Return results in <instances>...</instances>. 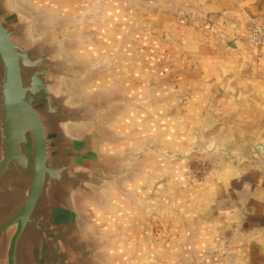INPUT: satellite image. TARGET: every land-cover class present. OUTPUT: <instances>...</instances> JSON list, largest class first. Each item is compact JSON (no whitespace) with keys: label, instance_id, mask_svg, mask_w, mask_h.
Returning <instances> with one entry per match:
<instances>
[{"label":"crops","instance_id":"0c3cea01","mask_svg":"<svg viewBox=\"0 0 264 264\" xmlns=\"http://www.w3.org/2000/svg\"><path fill=\"white\" fill-rule=\"evenodd\" d=\"M34 1L54 17L89 16L83 43L91 44L99 59L108 61V75L132 77L130 83L145 81V87H138H144L150 98L167 85L169 96L161 101L127 108L121 126L130 134L139 133L142 139L162 138L166 131L172 139L181 124L200 125L203 119L197 112L190 120L179 117L176 110L181 103L177 95L190 98L202 88L206 109L220 87L226 100L223 108L235 105L246 116L242 117L241 132L233 128L239 136L219 130L224 144H218L226 156L203 150L194 153L208 159L218 173H226L219 183L201 191L188 194L192 190L190 179L186 180L188 186L184 185L181 175L191 168L189 156L183 162L164 164L157 157L140 162L136 174L123 184L136 194L138 203L114 190L97 197L72 193L59 198L50 193L49 222L61 228L63 241L54 251L48 240H36L29 251L31 264H264V150L244 148L264 133V46L258 53L247 40L253 26L261 28L264 36V0H143L139 5L132 0H107L105 4L91 0L87 7L85 0H46L47 6ZM143 10L145 14L151 11L155 16H170L171 26L156 25L155 32L151 21H143L145 15L139 19ZM142 40L169 53L155 50L154 65L149 67L134 47L132 52L121 53L118 61L127 64L122 63L118 72L110 68V58L117 53L106 57L99 53L101 45L136 46ZM215 78H220L219 83ZM151 84L154 89L149 90ZM197 102L192 101L189 109H196ZM205 112L203 124L212 129L218 121L207 118ZM230 123L228 118L220 120V124ZM90 135H82L86 146L83 163L90 162L92 153L101 161L108 156L101 137ZM212 135L217 133L204 132V142L210 143L206 136ZM216 157L224 161L219 166L215 165ZM197 196L201 202L198 208L192 203ZM165 207L172 212H164ZM152 218L168 224L166 236L155 237L149 223ZM206 229L211 232L199 234ZM0 264H6L1 241Z\"/></svg>","mask_w":264,"mask_h":264},{"label":"water","instance_id":"95a60500","mask_svg":"<svg viewBox=\"0 0 264 264\" xmlns=\"http://www.w3.org/2000/svg\"><path fill=\"white\" fill-rule=\"evenodd\" d=\"M11 1L0 0V241L5 246L6 264H31L29 251L36 240H48L50 248L54 251L58 248L59 242L63 241L61 228L49 222L50 193L59 198L71 197L72 193L97 197L103 196L101 194L103 189H106L107 193L108 187L111 186L110 190H114L122 197H127L130 202L138 203L136 194L126 190L123 184L136 174L140 162L148 157H160L164 164L172 160L183 162L189 155L186 154L187 146L184 147L183 141L178 139V132L175 134L177 136L171 139L165 131L162 138L157 136L142 139L132 134L137 142L148 144L144 145L148 146L147 150L139 154L136 162L125 157L117 161L118 165L111 170L107 168L109 156L101 161L96 154L92 153L90 162L83 163L81 155L86 150L83 134L89 138L90 134L98 139L101 137L103 142L108 140L105 132L107 129L100 128L104 115L94 120L88 114L79 116L76 111L69 110L68 107L71 106L66 104L69 97L53 93V88L50 89L53 83L47 78L49 75L71 76L67 73L64 63L58 64L51 60L53 52L61 49L62 28H66L65 37L69 30L67 28H73L67 24L69 22L67 19L70 18L54 17L47 14L46 10L37 7L36 2H33L34 8L32 3V5L29 4L35 11L44 13L43 17H51V20H54L53 29L61 28L59 35L52 31L48 33L53 34L49 37L33 40L35 35L33 31L30 32L26 21L34 14L29 15L26 7L21 10L14 9L10 5ZM30 1L34 0H28ZM74 19L82 20L84 29L85 24L90 21L87 15L74 17ZM79 26L76 30L82 27ZM76 33L81 34V37L84 36L85 30L82 32L77 30L74 37ZM75 38L79 43L85 44L84 37L76 36ZM86 45L91 44L83 45L81 52L78 53L79 56L98 62L100 65L102 60L99 59V55L94 53L92 46L89 50L85 48ZM231 48L234 49L235 45ZM115 66L116 63H113L112 68L114 69ZM115 75L112 76L113 79ZM104 76H106L105 73ZM106 88L110 93L111 89ZM101 106L96 105L98 108ZM131 106L127 105L125 108ZM85 107L87 108L88 105ZM126 111L127 109L121 113L116 110L110 111L107 122L114 125L115 120L120 119L122 114L125 116ZM80 122L93 123V131L83 130L80 135L74 136L75 130H70V126L67 125ZM203 125L200 123L197 126ZM181 126L185 125L181 124ZM195 126L192 129L197 130ZM185 133L186 139L192 141L191 131H185ZM203 134L201 133L202 137H204ZM188 135L190 138H187ZM198 136L200 137V134ZM162 140L166 144L163 145ZM153 141L157 142L155 145L160 143V149L153 150V146L150 145L154 144L151 143ZM177 142H182V146L173 145ZM208 143L204 142L203 146ZM168 148L175 152L169 151ZM225 148L230 150L228 147ZM165 152L169 154L166 156ZM181 176L184 179V185L188 186L187 176L184 174ZM192 203L197 208L201 206L198 196L192 198ZM162 210L172 212L168 207ZM208 231L210 230L199 231V234L208 233Z\"/></svg>","mask_w":264,"mask_h":264},{"label":"rangeland","instance_id":"374dc122","mask_svg":"<svg viewBox=\"0 0 264 264\" xmlns=\"http://www.w3.org/2000/svg\"><path fill=\"white\" fill-rule=\"evenodd\" d=\"M103 1V3L105 4L107 2V0H101ZM134 3H136L137 5L143 3V0H132ZM25 2H28V0H25ZM35 1H30L28 2V4L26 5V10H28L29 15L30 14H34L33 17H31L30 19L28 18V21H26L27 24H29V29L30 32L35 35V37L33 38V40H39L43 37H49L53 34H48L51 33L52 31L57 35H59L61 28H56L53 29V26H55V24H51L54 22V20H51V17H43L42 15L44 13L40 12V11H35L34 9H32V7H30V5L33 6L34 8V3ZM42 2L45 4H47L46 0H42ZM32 3V4H31ZM92 2L91 0H85L84 1V6L87 7L88 5H90ZM30 4V5H29ZM45 4V5H46ZM49 4V2H48ZM47 4V5H48ZM148 5H151L150 2H148ZM39 14V15H38ZM28 15V17H29ZM145 15V20L143 21H151L154 24L155 27V32L157 30V27L161 28L164 25H167L168 27H170L171 25V21L173 19H171L170 16L167 15H154L153 12L148 11L145 14V11L143 10L141 13H139V19L141 20V18ZM30 21V22H29ZM67 21H69L67 24H69V26L71 25V28H67L69 29L67 32V37H65V31L66 28H62V46L61 49H59V51L53 52V55L51 56V60L53 62L56 63H64L63 65L66 66V71L69 75V77H57V76H52L49 75L47 78H49L50 81H52V86H50V89L53 88V93H55L56 95H60V94H64L65 96L69 97L70 96V91L71 89H74V86H78L79 88L76 91L77 94V99L74 103L69 102L68 99H70V97L67 99L68 102L66 104H68L71 107H68L69 110H73L76 111V113L80 116L82 114H88L91 118H93L94 120H96L97 117H99L100 115L103 116L104 118L101 120L103 121L101 124V129H107L106 132V136L108 137L107 142H105V144H103V151L104 153H107L109 156V164H108V169H114V166H117V161H121L122 159L126 158H130V160L132 162H136L138 161V156L142 151L147 150L146 147L148 146H144V145H148V144H143L139 143L136 141V139H134L132 137V134L129 133V130H124L123 126H121V122L123 120V118H125L126 116L121 115L120 119H116L115 120V124L112 125V123H108V119L109 117V112L116 110L119 111L120 113L123 112L125 109V106L127 105H132V106H138V105H147V104H152L154 105V103L161 101L163 97H167L169 96V93H167L168 91L167 89V85L165 84L162 87H159V91H157V93H154L153 98L149 97V92H145V86L146 83L145 81L142 82H138L136 81L133 86V83H130L128 80L131 79L133 80L132 77H122V75L116 74L115 78H112L108 76L109 73H107V69L109 67L108 65V61L104 60L100 63V65L98 64V62H93L91 60H86L83 58V56H79L78 53L81 52L82 50V46L85 44L79 43L78 39L76 40V38L74 37V33L77 30H80V32H82V30H84V25H82V20H78V19H74V17L67 19ZM49 22V23H48ZM167 23V24H165ZM173 23V22H172ZM80 25L82 26L81 28H77L76 27ZM79 26V27H80ZM52 27V28H51ZM82 29V30H81ZM158 31V30H157ZM103 32V30L101 31ZM81 34L76 35L77 38H82L83 36L80 37ZM122 36V35H121ZM156 46L158 48H156ZM134 47H138V52L139 55L141 57V59L143 60V62L151 67L154 65V61L152 60V56L155 53V50H159V51H164V53H169L167 52L165 49H161V47H159L157 44L155 43H150L147 40H142L140 41L139 45H134V46H129V45H101L100 46V51L99 53L104 54V56L106 57V55L108 53L111 54V52H116L117 56L115 58H110V68H112V64L116 63V66L114 67L115 72L121 71L120 67L123 64H127V62H123L121 60V62L118 61L119 58L122 59L121 53H127L129 51L132 52V50L134 49ZM88 50L91 49V45L88 46L86 45V47ZM171 52V50H169ZM168 55V54H167ZM80 59V60H78ZM112 57V56H111ZM71 58H75V61H72ZM82 60L89 64H84L82 62ZM99 61V59H98ZM138 64V62L136 63ZM170 68L172 69V67L170 66ZM106 74V76H99V74ZM137 76V74H136ZM110 79V80H109ZM217 79V82L219 83L220 78H215ZM207 80H209V78H207ZM204 81V80H203ZM57 83H59V85H57ZM54 85V86H53ZM57 85V86H56ZM152 85V84H151ZM113 86V87H111ZM138 86H144L141 87L142 90L138 87ZM106 87H111V91L110 93H108V90ZM231 88V87H230ZM148 89H154V86H148ZM66 90L68 92H66ZM171 90V89H170ZM220 87H219V91L213 94V103L211 105L210 108L206 109L205 106V92L203 91V88L201 89V92L199 93H194L191 94L190 98H187L186 95L184 94H179L177 95L178 97V101H181L180 106L178 107V109L176 110V112L178 113V116L180 117H187L190 120H193L194 118V112H197L196 115L199 114V119L202 120L201 121V125H203V121H204V113L205 110L207 111V118L209 117V119L211 120H217L218 123H214L212 124V129H210V126L208 124L207 127L205 128V124L203 126H195V128H197V130L192 129L194 127V125H187V126H178L176 128V130H180L178 132V139L183 141V145L184 147L187 146L188 150L186 152V154H188L190 156V161H191V168L190 170H187L186 172H184L183 174L185 176H187V179H190L191 183H192V190L190 193H195L198 191H201L204 188H207L209 186H212L216 183H219L222 178L224 177V175L226 174L224 173H218L215 169L214 166L210 163V161L208 159H205L203 157L194 156V153L197 151H211L213 153L216 154H227L226 151L218 144L222 143L224 144V142H222L220 140V135L221 133H219V130L224 129L225 131L222 132H231L234 134H237L236 130L233 129L236 127V129H239L240 132L242 131V117L246 116L244 111L242 110V108H236L235 105H231V109H226L223 108L226 105V100L224 99V96L221 95L222 93H220ZM64 91V92H63ZM114 92V93H113ZM234 92V91H233ZM232 92V93H233ZM69 95V96H68ZM144 98V100H142ZM234 99V98H233ZM197 100V106L195 107L196 109H189L191 107V102ZM232 100V99H231ZM237 100V99H234ZM131 101V102H129ZM102 105L101 108L96 107V105ZM229 104V103H228ZM85 105H88V107L86 108ZM111 105V106H110ZM119 113V114H120ZM206 118V119H207ZM222 118H228L229 121H231L232 123H230L229 125H225V124H220V120ZM111 120V119H110ZM98 121V120H97ZM93 122V121H92ZM111 122V121H110ZM68 127L70 126V130H75V134L74 136H78L80 135L81 131L86 130V131H93V123L90 122H80V123H76V124H70L67 125ZM163 128H169L172 127L171 125H164L162 126ZM199 127V128H198ZM246 129H249L248 133H250V125L246 126ZM193 130V131H192ZM84 131V132H86ZM126 131V133H125ZM137 131V130H136ZM186 132L191 131V134L193 137L192 141H188L186 139ZM138 132V131H137ZM204 132H211L212 134L217 133V135H212L210 138L208 136H206V140L207 141H215V142H211L209 143V147L203 146L204 144V139L201 136V133ZM200 134V137L198 136ZM194 135V136H193ZM238 135V134H237ZM144 136V135H143ZM204 136V134H203ZM239 136V135H238ZM243 135H240V137H242ZM135 137L138 138H142L141 134L137 133ZM259 138H257V140H255V142H250L248 144H244V148H250V149H255V148H260L262 150H264V133L260 136H258ZM187 138H190V135H188ZM176 139V141L178 140ZM233 140V139H231ZM234 142V141H233ZM149 143V142H148ZM151 143L156 149H160V143L158 145H155V143H157L156 141H153ZM162 144H166L165 141L162 140ZM151 145V144H150ZM173 145L175 146H182V142H177V143H173ZM107 146V147H106ZM225 146V145H224ZM102 147V148H103ZM140 147V148H139ZM143 148V150H141ZM222 149V150H221ZM226 149V148H225ZM182 150H186V148H182ZM228 151V149H226ZM224 151V152H223ZM163 153V152H162ZM225 153V154H224ZM166 156L169 153H166ZM226 156V155H225ZM224 157V156H223ZM229 157V156H228ZM228 157H224L227 160H230V158ZM113 158V159H112ZM149 158V157H148ZM146 158V159H148ZM159 159L161 160L162 158L159 157ZM254 159H259L258 156L254 155ZM253 159V160H254ZM264 159V158H263ZM114 160V163H113ZM247 161V160H246ZM219 162H224L222 159H220L219 157L215 158V165L219 166ZM189 166V167H190ZM111 188V186L108 187L109 191ZM91 190H93V188L91 187ZM107 193L105 191H102V195H106ZM153 233L155 235V237H159L162 238L164 236H166L167 231H168V224L165 223L164 221L158 220L156 218H152L149 221Z\"/></svg>","mask_w":264,"mask_h":264},{"label":"built area","instance_id":"2783aa9c","mask_svg":"<svg viewBox=\"0 0 264 264\" xmlns=\"http://www.w3.org/2000/svg\"><path fill=\"white\" fill-rule=\"evenodd\" d=\"M247 40L252 48L260 53V49L264 46L262 29L257 26H253L248 32Z\"/></svg>","mask_w":264,"mask_h":264},{"label":"bare ground","instance_id":"6f19581e","mask_svg":"<svg viewBox=\"0 0 264 264\" xmlns=\"http://www.w3.org/2000/svg\"><path fill=\"white\" fill-rule=\"evenodd\" d=\"M10 5L14 8V9H18V10H21L22 8H25V7H27L26 5H27V2H25V0H12L11 2H10ZM52 24V23H51ZM78 33V32H77ZM77 33L75 34V37H76V35H77ZM77 58V57H76ZM78 59V58H77ZM71 60L72 61H75V58H71ZM78 60H80V59H78ZM76 62V61H75ZM82 62L84 63V64H87V63H85L83 60H82ZM79 87L76 85V86H74V89H71V91H70V99H69V102H72V103H74L75 101H76V99H77V94H76V91H77V89H78ZM118 114H119V112H118ZM152 145V144H151ZM153 146V145H152ZM154 149H156L154 146H153V150ZM146 155H147V153H146ZM145 155V156H146ZM106 189H103L102 191H105ZM101 194H102V192H101Z\"/></svg>","mask_w":264,"mask_h":264}]
</instances>
